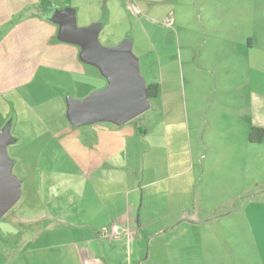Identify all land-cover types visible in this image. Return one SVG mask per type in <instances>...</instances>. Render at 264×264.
<instances>
[{
    "label": "crops",
    "instance_id": "0c3cea01",
    "mask_svg": "<svg viewBox=\"0 0 264 264\" xmlns=\"http://www.w3.org/2000/svg\"><path fill=\"white\" fill-rule=\"evenodd\" d=\"M39 2L0 0V128L8 122L6 111L17 87L51 70H70L69 58L78 67L79 52L54 42L52 22L39 14ZM22 12L32 15L18 18ZM250 81L233 87L236 93L230 100L220 97L226 86L216 84L203 92L205 102L199 105V110H206L203 133L197 118L194 130L193 122L186 128L182 119L167 116L141 124L127 122L121 129L111 122L85 128L77 171L51 172L55 174L47 186L53 199L45 203V213L24 218L64 221L77 229L23 231L19 239L27 241V250L20 256L25 262L14 264H208L207 259L219 253L225 258L218 247L224 238L241 243L242 236L249 251H257L261 259L264 214L244 211L264 205L263 171L257 165L264 161V139H249L252 127L264 128V105L259 111L256 104L264 93ZM257 111L258 119H251L249 115ZM117 131L127 140L120 142L121 149L127 147V165L117 166L111 158ZM36 174L27 169L30 209L39 203L35 194L44 185ZM97 188L104 193L119 190L115 197L106 192L103 199ZM238 207L240 211H235ZM113 226H118L117 232Z\"/></svg>",
    "mask_w": 264,
    "mask_h": 264
},
{
    "label": "rangeland",
    "instance_id": "374dc122",
    "mask_svg": "<svg viewBox=\"0 0 264 264\" xmlns=\"http://www.w3.org/2000/svg\"><path fill=\"white\" fill-rule=\"evenodd\" d=\"M52 2L54 8L65 6L76 8L79 26L102 21L104 26L99 38L104 45L114 46L127 37L131 38L133 52L140 60V71L147 83L151 81L160 83L161 93L158 97L150 98L151 107L130 120L129 124L147 123L153 118L167 116L168 119H182L186 128L191 127L193 122L195 130L194 119L197 118L202 124L200 132L203 133L206 130L203 128L206 110L201 108L199 110V105L205 102L204 91H210L216 84L226 86V92L220 94V97L223 100L224 97L230 100L236 91L232 88L251 79L250 83L260 93H264V0H52ZM130 5H133L136 11L131 10ZM25 13L27 12H22L17 17L22 19L32 15ZM50 24L53 27L56 44H66L80 52L78 45L59 41L58 26ZM248 41L253 43V46L248 45ZM68 53L70 54V51ZM70 61L72 59L69 58L68 63H64L67 64L66 69L72 71L51 70L45 76L37 75L32 78L31 84H21L17 87L16 96L6 111L8 122L0 128L1 130L6 126L10 127L13 142L7 146L8 153L15 162L13 172L22 179L21 198L0 219V245L3 243V247H0L3 253L0 264L25 262L20 256L27 246V241L19 239L23 231L77 229L72 223L64 221L24 220L29 217L28 214L45 213V203L53 199V192L47 186L48 180L55 174L51 172L60 169L77 171L80 138L84 129L93 125L71 124L66 115V98H84L92 91L104 87L107 82L96 66L79 59L77 67ZM195 103L198 105L197 109ZM256 104L260 111L264 105V96L261 103L257 101ZM249 117L253 120L258 119V111L252 112ZM122 126L124 125H115V128L121 129ZM113 140L115 143L111 146L113 162L117 166L127 165V147L125 146V150L120 148V142L127 143L126 138L117 131ZM257 165L263 171L260 173L263 178L264 161L261 160ZM29 168L38 171L36 177L40 184H44L41 192L38 191L37 194L36 191L39 203L33 209L26 204L28 195L25 178ZM117 173L116 180L120 175V172ZM117 189H108L106 192L115 197L119 190ZM97 191L101 198H106V192L99 188ZM235 211H240V208ZM244 211L264 214V205L260 204L254 206L253 210ZM14 233L16 235H13ZM224 239V243L218 247L224 251L225 258L219 253L218 257L208 258V264L263 263V252L261 251L262 258L259 259L260 253L257 254L255 250L249 251L250 246L246 245L245 236L241 237V243H235L237 238ZM147 240L146 247L149 246L150 239ZM158 240L154 241L153 249L157 246ZM259 245L262 248V244Z\"/></svg>",
    "mask_w": 264,
    "mask_h": 264
},
{
    "label": "water",
    "instance_id": "95a60500",
    "mask_svg": "<svg viewBox=\"0 0 264 264\" xmlns=\"http://www.w3.org/2000/svg\"><path fill=\"white\" fill-rule=\"evenodd\" d=\"M47 18L58 26L57 39L78 45L80 60L96 66L107 80L104 87L84 98H66V115L71 124L105 121L123 125L151 107L147 80L140 71L131 38L114 46L102 44L99 35L104 23L79 26L73 6L55 7ZM11 142L13 136L6 126L0 130V219L22 195V179L13 172L15 162L8 153Z\"/></svg>",
    "mask_w": 264,
    "mask_h": 264
},
{
    "label": "trees",
    "instance_id": "16d2710c",
    "mask_svg": "<svg viewBox=\"0 0 264 264\" xmlns=\"http://www.w3.org/2000/svg\"><path fill=\"white\" fill-rule=\"evenodd\" d=\"M52 0H40L37 10L39 14L48 20V16L52 13L53 7ZM51 11V12H50ZM148 84V94L150 98L158 97L161 93V85L159 82H150ZM249 139L254 142H262L264 139V128L252 127L249 132Z\"/></svg>",
    "mask_w": 264,
    "mask_h": 264
},
{
    "label": "built area",
    "instance_id": "2783aa9c",
    "mask_svg": "<svg viewBox=\"0 0 264 264\" xmlns=\"http://www.w3.org/2000/svg\"><path fill=\"white\" fill-rule=\"evenodd\" d=\"M129 7H130L131 10L136 11L135 7L133 5H130ZM112 229H113L114 232H117L118 231V226H113ZM92 264H99V263L98 262H93ZM100 264H102V263H100Z\"/></svg>",
    "mask_w": 264,
    "mask_h": 264
}]
</instances>
